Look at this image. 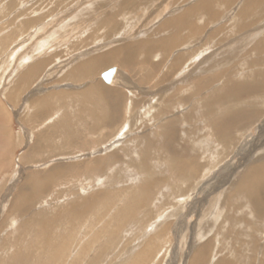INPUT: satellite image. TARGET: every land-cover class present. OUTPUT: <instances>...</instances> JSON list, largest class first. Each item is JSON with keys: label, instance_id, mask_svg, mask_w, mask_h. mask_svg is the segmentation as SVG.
<instances>
[{"label": "rangeland", "instance_id": "rangeland-1", "mask_svg": "<svg viewBox=\"0 0 264 264\" xmlns=\"http://www.w3.org/2000/svg\"><path fill=\"white\" fill-rule=\"evenodd\" d=\"M161 2L118 14L113 0H0V100L12 112L16 138L26 139L17 148L14 168L0 176V264H189L196 235L206 241L229 228H234L236 238L253 235L260 245L264 243V219L254 216L252 207L232 188L250 163L264 164V91L253 97L260 111L245 129H235L222 143L211 127L214 123L220 133L226 130L222 119L237 106L229 95L231 86L250 81L252 69L264 70V61L247 52L262 42L264 27L259 32L263 37H247L248 46L222 54L228 59L213 58L247 33L245 24L231 28L238 0L217 2L218 13L210 8L201 18H193V40L178 48L192 54V62L183 63L179 71L195 66L193 76H186L191 72L186 69L176 76L170 68L177 47L169 54L139 53L147 58L139 75L116 65L113 84L104 83L99 75L115 64L98 67L91 78L71 72L79 62L116 44L140 43L136 34L149 35L162 19V14L150 15ZM263 4L249 9L253 21L264 14ZM108 16H114L116 23L104 22ZM31 18L33 25L26 23ZM213 30L227 33L217 38ZM41 60L50 64L21 84L19 76ZM152 64L159 66L156 71ZM207 67L210 70H204ZM143 69L152 73L147 82H139ZM211 76V85L202 84ZM176 79L174 87L182 89L179 96L175 89H165ZM95 84L109 91L106 96L102 92L83 97L81 90ZM209 87L216 90L208 94ZM46 93H53L46 96L49 116L40 120L28 101ZM61 93L65 95L55 97ZM239 98L244 106L251 97L241 92ZM41 105H36L38 111ZM165 128L179 129L188 150H171L164 144ZM34 140L37 144L32 146ZM28 158L31 161L26 162ZM175 161L195 162L196 172L181 171L182 165L176 168ZM55 166L66 169L49 186L38 189L44 173ZM34 173L38 174L35 190L27 193L25 181ZM63 244L60 262L51 261L49 256ZM147 249L144 262L141 253Z\"/></svg>", "mask_w": 264, "mask_h": 264}, {"label": "bare ground", "instance_id": "bare-ground-1", "mask_svg": "<svg viewBox=\"0 0 264 264\" xmlns=\"http://www.w3.org/2000/svg\"><path fill=\"white\" fill-rule=\"evenodd\" d=\"M12 1L14 2V0H12ZM152 1H154V0H120V1L113 0V5H114V9H116V11H117L115 13L119 14L118 11H122V12L127 11V12L132 13V12H138L137 10L138 9L140 10V8L150 9L152 7V4H151ZM223 1L225 2V0H162V2L159 3L158 8H157V10L162 9V11L159 10L158 12H156L157 10H155V12H152L150 14V15H153L154 18L155 17L157 18L160 14H162V16H163L162 19H159L160 17L158 18L159 24L157 26H155V29H153V30L151 29L149 31L150 32L149 35H144L145 32L136 34L138 37H140V43L134 44V42L127 43L125 41V43L116 44V45L110 47L108 50H106L102 54L92 55L91 57L87 58L86 60L79 62L77 64V66L75 67V69L71 70V72H72V74H74L73 75L74 77L79 75L78 73H80L82 75L84 74L86 77L89 76L91 78V77H93L92 73L96 72L94 70H98V67L103 68L105 66L108 67L110 64H115L114 65L115 67H116V65H121L125 68L128 67L131 72L139 75V73H138L140 70L139 67L143 68V64L146 63V59H147V58L142 59L140 57V55H138L139 53L144 52L145 54L147 53L149 55V54H152L153 52L158 51V52H164L165 54H169L177 47V51L174 53L175 56H173L174 57L173 61H172V63L170 62V64H171L170 68L172 69V71L174 73L176 72V74H175L176 76L178 74H180L182 71H185V69L188 71H191L190 73L186 74V76H191V75L193 76L195 73V66L192 68L190 66L191 70L189 67H187V68L183 67L184 69L181 67L182 70H180L181 72L179 71V67L181 65H183V63H185L184 65L186 66L187 63L192 62V59L190 58V56L192 54L185 55L181 51L178 52V48L182 45L190 44V41L193 40V35L196 32V28L193 25L194 24L193 18L200 17L202 14L208 13L205 11L206 10L208 11L210 8L212 11L218 13L217 10H214L216 7L215 5L217 2H223ZM226 1L227 2H232V1L235 2L236 0H226ZM177 2H178V4H177ZM233 2L230 4H233ZM238 2H239L238 4H240V5L238 7L233 8L234 11L232 13V16H230L231 19H234L236 21V22L234 21L233 24L231 23L232 24L231 28L233 27V25L236 26V25H240V24H245L246 26L244 25L245 26L244 29H248V30H246L247 33H244L242 36H237L231 42V44L229 46H227V48L224 51H222V52L220 51V52L215 53L213 58L215 56H217L220 59L226 60V59H228V57L224 58V56L222 57V54L230 52L229 49L233 48L232 51L234 52L236 50V48L237 49L241 48L244 46V44L247 45L248 43H250V42H247L248 41L247 37L253 39L257 36H262V35H260L262 32L261 33H259V32L263 29V28L261 29V27H264V24H262V22H263L262 18L264 16V14L263 15L260 14L261 19L258 18L256 21L255 20L253 21V17L251 19L252 14L249 12V9L252 8L253 4L261 5L262 3H264V0H238ZM108 3H109V1H108ZM10 6H12V3H10ZM170 6H173V7L168 9V7H170ZM2 8H3V10L6 9L5 7H2ZM113 11H115V10H113ZM113 15H116V14H113ZM107 18L104 20V22H111L112 23V21L113 22L115 21V20H113L115 18L114 16H108ZM32 21H33V19L31 18L30 22H26V23L31 24ZM115 23H116V21H115ZM31 25H33V24H31ZM224 28H226V27H224ZM262 31H264V29ZM227 37H228V35H227ZM245 38H247V39H245ZM262 39L263 40L261 43L257 42L258 45L250 47V49H248L247 52H251V53L255 54L256 55L255 58L259 57V58H261L262 61H264V59H263L264 56H262V54L264 55V53H263L264 52L263 51L264 50V48H263L264 38H262ZM247 46H246V48H248ZM230 53H232V52H230ZM138 57H140L141 59ZM209 59H211V54L208 56V58H206V60H209ZM261 60H260V62H261ZM46 62H45V60L44 61L41 60L39 62L34 63L32 66H30L29 68L24 70V72L21 75H23L24 77H25V75L26 76H35V74L42 68V65H44V63H46ZM254 62H256V61H254ZM214 63H218V61H215ZM112 66L113 65H111L109 67H112ZM109 67L106 68L105 70L109 69ZM150 67H151L152 71L153 70L156 71L159 66L152 64ZM105 70L100 71L99 76H101L102 72H104ZM204 70L208 71L210 69L207 67V68H204ZM115 74H114V77L112 79L111 84L114 83L115 78L117 77V74L116 75ZM250 74L254 75L250 81L245 80V82H242L241 84L238 83V84H234L232 86L228 85V86L232 87L231 90L229 91V95L231 97H235L234 99L236 100L237 106H236V108L232 107L229 110H227V116H225L226 118L222 119V121H224L223 127H224V129H226L224 132L220 133L219 128L217 130L214 123L211 124V127L214 128L213 129V136L219 142L224 143L228 139L229 135H231L235 129H237V130L245 129L248 123H250L251 121L253 122V120H251V119L252 118L255 119L259 115V112H258V111H260V109L258 107L259 105L256 104V103H258V99H254L253 97L256 98L257 96L262 94L261 93L262 91H264V70L262 69L261 71H256V70L252 69L250 71ZM163 75L161 76V79L165 80V77ZM150 76H152V73L147 72V70H144V76L142 77V75H141V79L139 80V82L140 81L141 82L149 81V78H151ZM170 76L171 75H169L168 78ZM24 77H22V78H24ZM22 78H20L19 82L21 81ZM177 82H178V80L176 79L174 84H167V86H166L167 88H165L166 91H173L172 89H175V95L179 96V92L182 89L178 88L177 86L174 87L177 84ZM203 83L204 84L207 83V85L210 83V85H211L212 76H211V79H207V78L202 79V84ZM201 87L204 88L203 86H201ZM210 87H209V89H207L208 94H209V92H211L212 89L216 90L215 87H212V89ZM81 91L83 93L82 96L85 97L87 95L93 96V94L101 96V95H103V93L106 96L108 90L105 91L103 87H99L95 84L93 86H90L89 90L88 89H86V90L82 89ZM241 92H245L247 97H251L250 99L246 100V102L244 103V106L241 103V102H243L242 99L239 98ZM111 93H113V91H111ZM80 94H81V92H80ZM162 94H164V93H162ZM63 95H65V94L61 93L60 95L55 96V97H59V96L63 97ZM161 96H163V95H161ZM94 97H96V96H94ZM172 97H173V95H172ZM88 98H89V96H88ZM96 98H98V97H96ZM153 98H155V97H153ZM97 100H99V99H97ZM115 100L117 101V99H115ZM122 101H123V99H122ZM102 102H104V101H102ZM28 105H30V104H28ZM114 106H116V105H113L112 107H114ZM34 107H35V105H34ZM116 108H117V106H116ZM225 108H227V107H225ZM119 109H122V108L119 106ZM248 118H249V120H247ZM212 119H213V117H212ZM168 127H170V126H168ZM166 128L164 130H166ZM164 130H163V132H164V136H163L164 144H166L168 147L170 146L171 150L174 147H178L181 150H188V144H187L188 142L186 143V141H183L184 140L183 137L180 138V136H179L180 130L179 129L177 130L176 128H173V129H167L166 131H164ZM173 150H175V149H173ZM111 155H113V156L117 155V152H113V153H111ZM105 161L107 162L108 158L105 159ZM106 162H103V164L100 163V164H102L101 166H103ZM173 164H176V168H179V166L182 165L181 169L182 168L183 169L181 171L188 169L192 173L196 172L197 164L195 162H190V163L186 164L182 161H175ZM183 165H185V168L183 167ZM65 169H66L65 166H61V167L55 166V167L47 170L44 173L42 183L38 189H44V187L49 186L52 183V181L56 177L60 176L62 171ZM37 176L34 174H33V176L30 175L29 178L25 181L24 186L26 187L27 193H29V192L32 193L35 190V184H36V180H37L36 178H38ZM31 188H32V191H31ZM232 188H233L234 192L237 191L235 193V195H238L237 198L239 200L241 199V197H243V199L246 200L247 205L252 207V210L254 212V216H256L257 218L262 217L264 219V199L262 197V195L264 194V164L250 163V165L247 166V168L244 170V173H242V175L238 179V182H237V184H235V187L233 186ZM143 189L146 190V188H144V187H143ZM145 192L147 193V191H145ZM22 193H24V190L21 192L20 198L22 197ZM92 198L93 199L91 201L93 202V201H95L96 196L92 197ZM28 200H29V197L25 201L28 202ZM93 204H95V203H93ZM232 210L236 211L235 206H233ZM75 213H76V211H75ZM214 218H215V216H214ZM214 218H213V220H214ZM226 219L230 220L229 217H227ZM60 224H61V221L56 222L57 226H59ZM217 227H219V226H217ZM44 229L47 230L46 228H44ZM233 229L234 228H232V229L229 228V229H227L226 233H223L221 235H220V233H218L219 237H216L217 236L216 233H213L214 236L212 235L213 237L211 236L210 238H207L206 241L200 240L201 237H203V236H200L199 234L196 235L197 236L195 239V241L197 240L196 244H195L196 247L194 248L192 254L190 255L189 264H237V263H239V264H264V245H263L264 243L260 245V243H258V239H256V237L253 235L249 236V238H247V239H244L243 238L244 236L243 237L239 236V238H236V236L234 237V235L236 234V231L234 232ZM219 230H220V228H219ZM241 234H239V235H241ZM236 235H238V234H236ZM230 242L231 243L233 242L232 245H230L231 244ZM63 246H64V244L62 245V247H59V249L57 248L58 250L57 249L54 250V253L49 256L51 261L60 262L59 260L62 257V252L60 250L63 248ZM229 246H232V247H229ZM149 250L150 249L144 250V252L141 253V256H142L141 258L144 260V262L148 260L147 258H148Z\"/></svg>", "mask_w": 264, "mask_h": 264}, {"label": "crops", "instance_id": "crops-1", "mask_svg": "<svg viewBox=\"0 0 264 264\" xmlns=\"http://www.w3.org/2000/svg\"><path fill=\"white\" fill-rule=\"evenodd\" d=\"M223 7H225V6H223ZM229 20L228 21L226 20V21L229 23ZM228 27H227V30H228ZM213 31H214V34L216 35L217 38H223L226 36V33H227V31L225 32L224 30L223 31L213 30ZM220 32H223V34H220L221 36L219 37ZM224 33H225V36H223ZM230 36H232V35H230ZM233 37H235V35ZM48 64H50V63H48ZM48 64L44 63L45 66H48ZM44 65H42L41 71L45 68ZM39 73H40V71L37 73L38 76H39ZM22 77H24V76L23 75L19 76V80ZM34 78H35V76H26L25 75V77L21 79L20 83L22 84V82L25 83L26 81H31V79H34ZM18 89L21 90L19 87H17V90ZM51 94H53V93H46V95H43V97L37 98L36 100L28 101L29 102L28 104H30L32 106V107L29 106L30 109L34 108L33 109V110H35L34 114L39 115L40 120L43 118V116H45V118H47L49 116V114L47 113V111H48L47 106L50 108V98L47 99L46 96H50ZM33 104L35 105V107ZM37 104H43V105H41L42 108L40 107L41 111L40 110L38 111L37 106H36ZM67 123L70 124L69 121ZM36 135H38V134H36ZM46 135H47V132H46ZM36 137L37 136H35V138ZM25 140L26 139H23L21 136H20V138H16L15 130H14V126H13L12 112H11V110L5 108L3 106L1 100H0V176L8 173L10 171V169L14 168V166L16 165L15 159L17 158V153H16L17 148H19L20 144H23V142H25ZM34 142L36 143L37 140L33 141L32 146L34 145ZM27 152H28V150H27ZM21 157L24 160V154H22ZM29 158L26 160V162L31 161V160H29ZM34 174L36 176L38 175L36 173H34ZM10 208L11 207H9V209ZM1 227H2V225H1Z\"/></svg>", "mask_w": 264, "mask_h": 264}, {"label": "water", "instance_id": "water-1", "mask_svg": "<svg viewBox=\"0 0 264 264\" xmlns=\"http://www.w3.org/2000/svg\"><path fill=\"white\" fill-rule=\"evenodd\" d=\"M115 71H116V67L112 66V67H109V69H107L104 72H102L101 78L103 79V81L106 84H109L110 82H112V79L114 77Z\"/></svg>", "mask_w": 264, "mask_h": 264}]
</instances>
